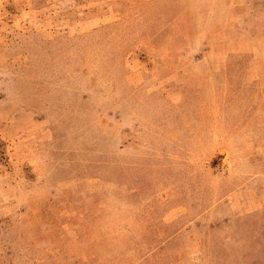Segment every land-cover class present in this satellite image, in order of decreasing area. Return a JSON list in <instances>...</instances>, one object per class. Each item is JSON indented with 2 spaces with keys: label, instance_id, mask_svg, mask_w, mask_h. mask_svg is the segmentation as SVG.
I'll return each mask as SVG.
<instances>
[{
  "label": "rangeland",
  "instance_id": "374dc122",
  "mask_svg": "<svg viewBox=\"0 0 264 264\" xmlns=\"http://www.w3.org/2000/svg\"><path fill=\"white\" fill-rule=\"evenodd\" d=\"M0 264H264V0H0Z\"/></svg>",
  "mask_w": 264,
  "mask_h": 264
}]
</instances>
